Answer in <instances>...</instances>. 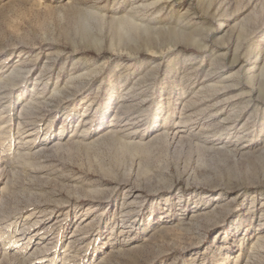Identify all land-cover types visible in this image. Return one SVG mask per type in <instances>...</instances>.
I'll use <instances>...</instances> for the list:
<instances>
[{
  "label": "rangeland",
  "instance_id": "374dc122",
  "mask_svg": "<svg viewBox=\"0 0 264 264\" xmlns=\"http://www.w3.org/2000/svg\"><path fill=\"white\" fill-rule=\"evenodd\" d=\"M0 204V264H264V0H0Z\"/></svg>",
  "mask_w": 264,
  "mask_h": 264
},
{
  "label": "bare ground",
  "instance_id": "6f19581e",
  "mask_svg": "<svg viewBox=\"0 0 264 264\" xmlns=\"http://www.w3.org/2000/svg\"><path fill=\"white\" fill-rule=\"evenodd\" d=\"M176 124V123H175ZM20 129V128H19ZM20 139V138H19ZM2 204V203H1ZM0 204V205H1ZM13 223V222H12ZM27 227V226H26ZM19 234H22V232L20 231V233ZM15 239H17V238H15ZM256 247H261V244H260V242H258L256 245H255ZM68 251V250H67Z\"/></svg>",
  "mask_w": 264,
  "mask_h": 264
}]
</instances>
